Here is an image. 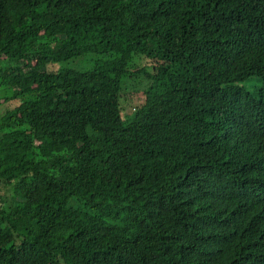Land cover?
<instances>
[{
    "label": "trees",
    "instance_id": "16d2710c",
    "mask_svg": "<svg viewBox=\"0 0 264 264\" xmlns=\"http://www.w3.org/2000/svg\"><path fill=\"white\" fill-rule=\"evenodd\" d=\"M0 85V264H264V0H0Z\"/></svg>",
    "mask_w": 264,
    "mask_h": 264
},
{
    "label": "rangeland",
    "instance_id": "374dc122",
    "mask_svg": "<svg viewBox=\"0 0 264 264\" xmlns=\"http://www.w3.org/2000/svg\"><path fill=\"white\" fill-rule=\"evenodd\" d=\"M89 64H85L84 67H88ZM132 87H133V78L132 77H127L124 80L123 83V92L124 93H129L132 91ZM5 89L0 85V99H2L6 94H5Z\"/></svg>",
    "mask_w": 264,
    "mask_h": 264
}]
</instances>
